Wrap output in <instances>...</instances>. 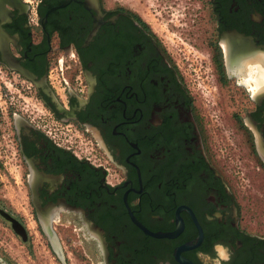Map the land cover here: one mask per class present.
<instances>
[{
    "label": "flooded vegetation",
    "instance_id": "obj_1",
    "mask_svg": "<svg viewBox=\"0 0 264 264\" xmlns=\"http://www.w3.org/2000/svg\"><path fill=\"white\" fill-rule=\"evenodd\" d=\"M204 2L209 69L230 107L226 129L131 6L0 0V73L28 82L23 89L48 114L12 117L30 208L0 206V215L24 228L21 240L32 233L30 215L59 264H188L173 255L198 234L187 211H178L173 237L131 220L123 195L139 180L141 191L125 198L149 231H174L181 205L192 212L202 237L179 251L192 264H218L217 243L231 250L228 264H264V229L240 203L235 176L243 162L264 181V0Z\"/></svg>",
    "mask_w": 264,
    "mask_h": 264
},
{
    "label": "rangeland",
    "instance_id": "obj_2",
    "mask_svg": "<svg viewBox=\"0 0 264 264\" xmlns=\"http://www.w3.org/2000/svg\"><path fill=\"white\" fill-rule=\"evenodd\" d=\"M137 10L160 40L171 60L190 80L194 95L204 111L219 123L220 129L229 125L230 107L222 98L209 69L208 47L204 41L207 26L204 21V0H120ZM19 81V82H18ZM20 83V84H19ZM28 82L9 80L0 73V206L28 213L26 188L22 183L20 160L16 150L12 125L14 113L32 110L31 116H48L34 98L23 89ZM218 115L219 118L213 121ZM242 173L236 180L239 201L258 228L264 229V181L247 163L236 164ZM243 178V179H242ZM29 240H21L0 215V264H59L45 247V238L33 232L36 226L30 218ZM70 262V260H68ZM72 262V261H71Z\"/></svg>",
    "mask_w": 264,
    "mask_h": 264
},
{
    "label": "water",
    "instance_id": "obj_3",
    "mask_svg": "<svg viewBox=\"0 0 264 264\" xmlns=\"http://www.w3.org/2000/svg\"><path fill=\"white\" fill-rule=\"evenodd\" d=\"M138 183H139V190H136L134 188L129 187V189H127L125 191L124 195H123V201H124L125 206H126V208L128 210V213H129V216H130L131 220L134 221L145 233H148V234L156 236V237H160V236L173 237L178 232H180L182 230V222H181L180 218L177 215L178 211H180V210L187 211L189 213V215L191 216L192 220L194 221L197 229H198V234H197V236L195 238H193V239H191V240H189V241H187V242L175 247L173 249V255L176 258V260L179 261V262H185V263H188V264H192L188 259H186V258L182 257L181 255H179V251L180 250L188 249V248H191V247L197 245L199 243V241L201 240V237H202L201 229L199 228L197 222L195 221V218H194L192 212L186 206L181 205L175 210V230L174 231H171V232H163V231L151 232V231H149L139 221H137L135 219V217L132 215V213L129 211L128 206H127V202H126V198H125L126 192L128 190H134L135 192H140L141 191V186H140V181L139 180H138ZM12 229L20 237L24 236V228L23 227L12 225Z\"/></svg>",
    "mask_w": 264,
    "mask_h": 264
},
{
    "label": "clouds",
    "instance_id": "obj_4",
    "mask_svg": "<svg viewBox=\"0 0 264 264\" xmlns=\"http://www.w3.org/2000/svg\"><path fill=\"white\" fill-rule=\"evenodd\" d=\"M214 250L218 252V264H228L231 259V250L224 244L217 243L214 245ZM202 253H197V257L200 258Z\"/></svg>",
    "mask_w": 264,
    "mask_h": 264
},
{
    "label": "bare ground",
    "instance_id": "obj_5",
    "mask_svg": "<svg viewBox=\"0 0 264 264\" xmlns=\"http://www.w3.org/2000/svg\"><path fill=\"white\" fill-rule=\"evenodd\" d=\"M243 66H240V67H238L239 69H240V71H241V73H249L250 72V63H249V65H246V64H242ZM249 66V67H248Z\"/></svg>",
    "mask_w": 264,
    "mask_h": 264
}]
</instances>
